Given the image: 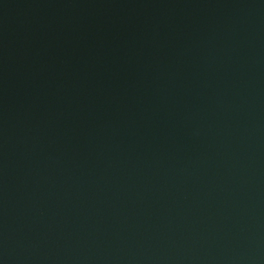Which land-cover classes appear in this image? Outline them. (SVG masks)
I'll return each mask as SVG.
<instances>
[{"label": "water", "instance_id": "95a60500", "mask_svg": "<svg viewBox=\"0 0 264 264\" xmlns=\"http://www.w3.org/2000/svg\"><path fill=\"white\" fill-rule=\"evenodd\" d=\"M0 264H264V0H0Z\"/></svg>", "mask_w": 264, "mask_h": 264}]
</instances>
